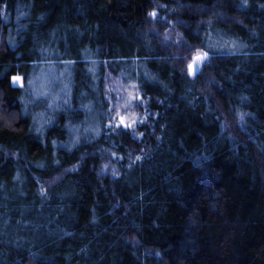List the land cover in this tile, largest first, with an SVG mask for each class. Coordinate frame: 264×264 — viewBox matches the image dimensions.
Instances as JSON below:
<instances>
[{"label": "trees", "instance_id": "16d2710c", "mask_svg": "<svg viewBox=\"0 0 264 264\" xmlns=\"http://www.w3.org/2000/svg\"><path fill=\"white\" fill-rule=\"evenodd\" d=\"M246 2L0 0V264H264V0ZM52 61L72 73L55 110L11 84ZM118 114L143 123L117 135Z\"/></svg>", "mask_w": 264, "mask_h": 264}, {"label": "rangeland", "instance_id": "374dc122", "mask_svg": "<svg viewBox=\"0 0 264 264\" xmlns=\"http://www.w3.org/2000/svg\"><path fill=\"white\" fill-rule=\"evenodd\" d=\"M210 49H227V44L211 43ZM24 78L23 76H20ZM72 73L68 63L47 62L41 66L34 64L23 85H26L28 96L38 106H54V110L66 104L70 94ZM18 86V85H17ZM20 87V86H18ZM76 133L75 137H79ZM77 139V138H76Z\"/></svg>", "mask_w": 264, "mask_h": 264}, {"label": "snow or ice", "instance_id": "6c2138e0", "mask_svg": "<svg viewBox=\"0 0 264 264\" xmlns=\"http://www.w3.org/2000/svg\"><path fill=\"white\" fill-rule=\"evenodd\" d=\"M242 7H246L247 6V2L246 0H243V3L241 5ZM262 7H264V5H262ZM150 16H152L153 18L156 17L157 13L156 12H152L149 14ZM211 60V57L209 55L208 52H199L197 53L193 58H192V62L188 64V75L189 76H193L196 73H198L201 70V66H203L204 64H207L209 61ZM11 84L14 86H20L23 87V78L20 76H11ZM131 88L136 89L137 85L133 84L131 85ZM117 101H119V98H116ZM137 100V101H142V96L137 94L135 96H130L128 98V100L125 101V107H132L131 105V100ZM119 120L118 123H114L116 118H113L112 121L109 122L108 124V128L110 130H114L116 131L117 135H121L122 133L119 130H125L131 133H135L137 131V125L140 123H143V121H139L136 119H132L131 122H129V119L125 118L123 115H119ZM142 135V133H141ZM133 139H135V136H133ZM137 161L141 159L140 156L136 157ZM114 175H115V171H114Z\"/></svg>", "mask_w": 264, "mask_h": 264}]
</instances>
